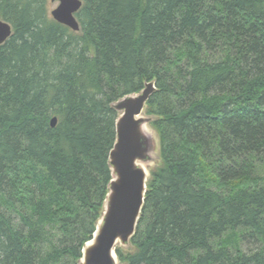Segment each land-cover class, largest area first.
<instances>
[{
  "label": "trees",
  "instance_id": "trees-1",
  "mask_svg": "<svg viewBox=\"0 0 264 264\" xmlns=\"http://www.w3.org/2000/svg\"><path fill=\"white\" fill-rule=\"evenodd\" d=\"M82 1L75 31L0 0V264H78L112 103L149 81L161 163L120 264H264V0Z\"/></svg>",
  "mask_w": 264,
  "mask_h": 264
},
{
  "label": "water",
  "instance_id": "water-1",
  "mask_svg": "<svg viewBox=\"0 0 264 264\" xmlns=\"http://www.w3.org/2000/svg\"><path fill=\"white\" fill-rule=\"evenodd\" d=\"M54 1L58 3L50 12L54 20L78 31L80 24L76 14L83 1ZM12 30L8 21L0 19V44L12 35ZM156 89L155 81H149L141 91L112 103L118 111L116 140L109 153L112 178L96 230L84 244L78 264H120L116 248L128 247L136 233L146 198L148 165L154 152L148 123L155 117L145 115L144 110ZM57 122L54 116L51 126H56Z\"/></svg>",
  "mask_w": 264,
  "mask_h": 264
},
{
  "label": "rangeland",
  "instance_id": "rangeland-1",
  "mask_svg": "<svg viewBox=\"0 0 264 264\" xmlns=\"http://www.w3.org/2000/svg\"><path fill=\"white\" fill-rule=\"evenodd\" d=\"M57 4H58L57 1L49 0V12H51V10ZM0 19H2V18H0ZM146 111H147V109L145 108V110H144L145 115L152 116L151 114H148ZM151 123H152L151 121L148 123V127L151 129L152 135H153L154 152H153V160L148 165L150 175H151V171L161 163V158H160V153H159V137H158V134H157L156 130L154 129V127L152 126ZM150 175H149V177H150ZM102 211H103V209H102ZM102 211H101V213H102ZM118 247H121V246H118ZM126 248L130 249V248H133V246L129 245ZM245 248H247V246H245Z\"/></svg>",
  "mask_w": 264,
  "mask_h": 264
}]
</instances>
